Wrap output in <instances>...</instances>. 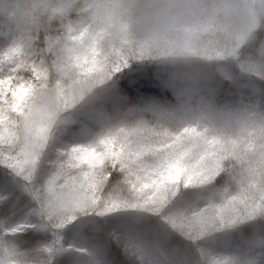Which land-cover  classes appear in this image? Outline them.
<instances>
[{
    "label": "trees",
    "instance_id": "1",
    "mask_svg": "<svg viewBox=\"0 0 264 264\" xmlns=\"http://www.w3.org/2000/svg\"><path fill=\"white\" fill-rule=\"evenodd\" d=\"M94 1L0 0V60H8L1 72L10 76L11 85L62 98L68 91L80 92L78 99L73 94V103L65 102L62 115H54L32 183L43 190L48 179L59 175L62 158L56 148L63 142L107 151L90 173L92 204L57 220L77 225L61 239L67 249L58 252L47 244L59 227L42 218L32 189L14 182L5 164L13 150L0 146V241L18 264H90L82 248L98 264H214L206 256L211 251L264 264V204L257 214L229 226L218 219L193 224L200 211L195 212L207 207L211 196L237 187V153L223 157L206 181L180 180L165 187L163 196L147 199L150 203L137 182L146 160L169 156L187 135L216 141L234 130L264 141V0H202L206 20L214 22L211 29L224 42L213 54L199 48L169 51L160 42L157 22L164 18L169 30H177L183 25L179 9L184 0L116 1L123 28L119 39L111 48L101 42L91 50L101 57L97 68L75 77L62 59H78L73 32L92 19ZM194 7H200L197 1L186 0V13ZM142 41L150 43L141 47ZM9 42L13 48L7 52ZM3 90L0 109L17 116L13 92ZM135 142L152 148L140 158L130 157L127 148ZM22 218L33 222L16 228ZM45 224L51 232L42 230ZM72 237L77 240L73 247Z\"/></svg>",
    "mask_w": 264,
    "mask_h": 264
},
{
    "label": "rangeland",
    "instance_id": "2",
    "mask_svg": "<svg viewBox=\"0 0 264 264\" xmlns=\"http://www.w3.org/2000/svg\"><path fill=\"white\" fill-rule=\"evenodd\" d=\"M116 1L119 0H96L93 4L91 2L90 4L95 9L94 15L90 17L92 19L88 18L74 30L72 41L78 59L75 63H70L68 59H62V64L65 68L75 71V77L96 69L97 62L101 58L96 54V51L98 47H101V42L109 43L111 48V43L117 41V33L123 30L120 27L122 26V24L120 25L121 18L118 19L119 10ZM195 1L200 7L191 8L186 13V0H184L185 7L179 9L181 15L179 23L183 22V25H180L177 30H169L167 27L169 21L167 22L164 18L157 22L156 33L162 37L160 42H163L170 49L169 51L174 48L192 51L199 48L213 54L223 46L224 42L219 38V34L211 29L214 22L210 18L206 20L205 11L202 9V0ZM9 29L10 27L5 30L6 38L10 35ZM149 43V41H142L140 46L146 47ZM12 48L13 42H9L5 50L10 52ZM94 48L97 50L91 52ZM73 53L75 54V52ZM76 56L75 58H77ZM4 62L7 63L8 60H0V90L4 88L3 91L10 89L13 92L12 108L18 113L17 116H9L0 109V146L13 150L12 154L5 156V164L17 186L18 184L25 185L30 190L32 189L33 197L37 203L40 201V207L43 208L44 212L41 211L45 218L44 216L42 218L50 225L59 227L56 229L58 236L47 244V249L53 247L58 252L65 251L67 248L64 247L65 244L61 239L77 225L71 228L67 225H60L61 222L57 223V220L67 213L83 210L92 204L93 196L89 191L92 184L90 173L93 167L101 162L107 151L102 152L84 144L63 142L56 148L59 157L62 158V164L60 165L61 160L58 164V166L60 165L59 175L48 179L43 190L35 187L32 183V176L37 160L48 145L49 137L47 135L50 123L56 113L60 111L61 115L63 114L62 111L67 105L65 102L73 103V94L78 96L75 98L78 99L80 92L76 89L68 91L67 98H65L67 95H64V98L50 96L44 90L40 92L38 90L36 94H31L25 88L11 85L10 76L6 73L3 75L1 72L3 68L1 63ZM55 105H58L59 109H55L54 107L58 108ZM67 120L68 124L74 121L70 115ZM183 138L182 146L175 152L164 156L163 159L146 160L144 165L139 168L141 177H138L139 181L137 182L146 194V201L150 203L147 199L163 196L166 192L164 191L165 187H172L180 180L184 183L206 181L213 176L223 157L228 153H237L236 157L240 160L237 169V187L221 192L218 196H211L207 201L208 206L195 212L200 211L194 214L193 224L196 221L207 224L218 219L223 222L221 225L226 226L228 223L229 226L237 220L243 221L253 216L254 213L257 214L258 205L264 204V141L261 137H244L242 134L230 130L226 139L220 138L216 141L204 137L196 138L194 135H187ZM211 142L216 148L214 151L210 150ZM240 142L243 143L242 147L239 146ZM132 147L134 148L131 150ZM131 148H127V155L140 158L142 152H147L152 147H144L142 142H135ZM67 159L70 160L69 167L63 164ZM155 204L156 200L152 205ZM108 209H111V206ZM73 219L74 216H71V220ZM177 219L173 218V222ZM25 221L26 219L22 218L16 228H22L21 224ZM182 221L189 220L185 218ZM32 222L30 219L25 222V225ZM46 225H42V230L51 232V228ZM187 226H192L190 221ZM207 228L208 225L203 229ZM76 242L77 240L72 237V242L69 245L73 247ZM9 248L0 241V264H18L12 259L13 251H9ZM82 252L90 264H98L94 260L95 256L92 252L84 248H82ZM206 256L214 264H255L249 258L240 261L230 255L222 256L216 251L208 252Z\"/></svg>",
    "mask_w": 264,
    "mask_h": 264
}]
</instances>
